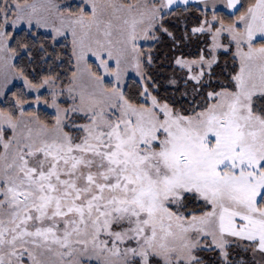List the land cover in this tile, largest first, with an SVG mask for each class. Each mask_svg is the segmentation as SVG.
Returning <instances> with one entry per match:
<instances>
[{
    "label": "snow or ice",
    "instance_id": "1",
    "mask_svg": "<svg viewBox=\"0 0 264 264\" xmlns=\"http://www.w3.org/2000/svg\"><path fill=\"white\" fill-rule=\"evenodd\" d=\"M0 264H264V0H0Z\"/></svg>",
    "mask_w": 264,
    "mask_h": 264
}]
</instances>
